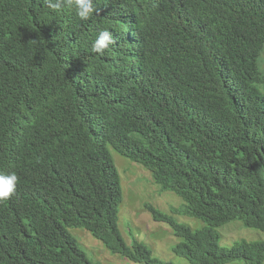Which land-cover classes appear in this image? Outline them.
I'll use <instances>...</instances> for the list:
<instances>
[{
	"label": "trees",
	"instance_id": "1",
	"mask_svg": "<svg viewBox=\"0 0 264 264\" xmlns=\"http://www.w3.org/2000/svg\"><path fill=\"white\" fill-rule=\"evenodd\" d=\"M81 21L43 0H0V264H99L81 228L134 264L162 262L119 227L121 178L111 151L179 196L146 205L188 264H264V242L219 245L232 221L264 233V0H93ZM108 29L114 44L91 52Z\"/></svg>",
	"mask_w": 264,
	"mask_h": 264
},
{
	"label": "rangeland",
	"instance_id": "2",
	"mask_svg": "<svg viewBox=\"0 0 264 264\" xmlns=\"http://www.w3.org/2000/svg\"><path fill=\"white\" fill-rule=\"evenodd\" d=\"M259 67L264 74V52L259 60ZM111 154L121 178L123 201L119 208V227L127 244L130 245L133 240H137L152 252L154 258L162 262L188 264L186 259L172 252V247L178 244L180 239L174 236L167 224L155 222L145 206L152 205L172 217L177 223L186 225L194 231L202 229L205 224L198 219L176 213V210L185 207V202L172 192L162 191L153 182L150 172L113 150ZM216 231L220 237L219 245L226 249L232 248L241 241L264 242L263 232L246 228L240 221L229 222ZM69 233L95 263L134 264L110 253L100 241L84 229H69ZM229 264H244V262L236 261Z\"/></svg>",
	"mask_w": 264,
	"mask_h": 264
},
{
	"label": "clouds",
	"instance_id": "3",
	"mask_svg": "<svg viewBox=\"0 0 264 264\" xmlns=\"http://www.w3.org/2000/svg\"><path fill=\"white\" fill-rule=\"evenodd\" d=\"M43 3L52 13L58 14L71 9L81 21L89 20L98 11L93 0H43ZM113 44L114 40L108 29L101 30L91 43V52L103 56ZM18 179L15 172H0V201L9 200L15 195Z\"/></svg>",
	"mask_w": 264,
	"mask_h": 264
}]
</instances>
